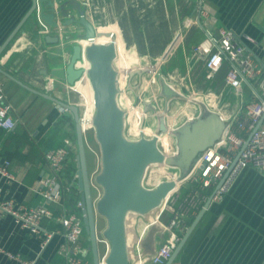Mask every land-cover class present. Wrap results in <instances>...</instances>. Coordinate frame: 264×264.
<instances>
[{
  "label": "crops",
  "instance_id": "1",
  "mask_svg": "<svg viewBox=\"0 0 264 264\" xmlns=\"http://www.w3.org/2000/svg\"><path fill=\"white\" fill-rule=\"evenodd\" d=\"M49 1L52 0H41L22 24V29L0 53V87L10 103L15 120L10 129L0 127V161L8 159L15 176L14 180H7L0 175V187L3 197L13 199L15 205L45 204L56 215L64 212L62 205L44 201L36 188L50 173L43 156L45 151L64 145V139L69 138L73 141L71 149L75 148L77 153L75 118L64 110V105L59 101L74 103L77 101L75 96L79 94L84 98L82 109L85 105V110L92 114L94 111L89 78H80L70 84L50 73L54 68L67 65L73 46L81 42L76 38L85 28L77 22L64 23L68 15L79 18L77 10L69 3L64 5L66 15L63 16L60 10L59 13H52ZM57 1L62 4L65 0ZM77 1L85 19L95 31L114 35L116 56L113 66L117 71L119 89L117 101L126 111L127 137V117L131 108L128 101L121 97L130 95L135 101L142 98L143 101L139 103L143 106L144 101L151 102L153 108L145 110L143 107L144 117H151L149 127H157V114L167 112L173 101L179 100L174 98L166 103L163 97L147 98L149 91L144 89L142 83H137L136 77L144 73L130 76L135 75L136 81L133 80L134 85L127 84L124 90L122 76L130 70L142 68L147 72L149 66L156 65V74L163 76L171 87L187 98L200 101L226 119V114L231 116L242 99L225 83L228 64L223 63L208 77L206 56L196 55L193 47L205 41L208 34L217 38L220 28L230 29L235 39L252 52L264 72V0ZM30 6L31 0H0V45ZM41 12L52 13L56 25L40 19ZM46 35H57L59 40L48 42ZM98 39L107 40V37L103 35ZM163 55H166V59L162 60L160 57ZM243 94L246 101L259 97L260 90L250 81L244 84ZM196 104L198 107L191 118L200 111L201 105ZM226 107L229 108L225 110ZM164 119L169 136V130L186 120L172 123L166 114ZM145 120H149L148 117L143 118L142 127ZM137 124H140V118ZM142 129L139 128L143 135L147 134ZM167 140L166 136L158 138L160 149L165 150L167 144L173 148ZM84 143L88 172L96 170L97 175L101 170V153L93 127L84 130ZM76 153L73 157L75 163ZM70 160L67 159L62 171L65 188L61 201L65 211H73L72 195L78 194L81 198L78 179L68 189L71 183L67 180ZM186 188L181 187L182 195ZM76 209L80 210L78 207ZM170 216L169 203L155 207L150 213L127 215L125 225L129 264H138L150 258L169 235L163 224L169 221ZM42 224L53 233L46 244H43L42 237L29 234L10 215L0 211V264H65L58 252L64 242L62 225L52 217L44 218ZM106 224L105 217L97 213V246L101 257L109 250V242L102 234ZM183 232H180L181 236ZM80 242L87 248L86 261L93 264L86 233ZM11 254L15 257H11ZM171 264H264V171L253 166L243 168L223 196L210 202Z\"/></svg>",
  "mask_w": 264,
  "mask_h": 264
},
{
  "label": "water",
  "instance_id": "2",
  "mask_svg": "<svg viewBox=\"0 0 264 264\" xmlns=\"http://www.w3.org/2000/svg\"><path fill=\"white\" fill-rule=\"evenodd\" d=\"M40 2L41 0H31V6L0 45V53L22 29V24ZM51 3L49 1L50 5ZM68 3L72 8L77 10L79 18L69 16L64 20V23L77 22L83 25L85 31L82 34L80 33L78 38H89L91 41L85 46L83 52L81 46L75 44L67 65L54 68L50 73L72 84L82 78L83 69L77 66V61L81 58V55L84 54V57L89 62L86 75L90 80L93 90L94 111L89 123L94 128L95 138L99 143L101 153V170L95 176V181L102 187V193L95 202L92 199L89 184L84 134L77 108L74 105L69 106L65 102L59 101L60 104L68 105L71 108L75 118L76 163L78 185L81 190V199L84 202L82 209L84 231L89 242L88 248L92 254L93 264H101L97 246L96 214L98 213L105 217L107 224L102 234L109 242V250L104 264H129L125 225L127 215L129 213L143 215L155 209V207L160 205L167 192L174 186L173 181L163 180L156 183L153 188L145 187L143 179L147 167L152 163H164L167 166L179 169L178 179L185 178L197 163L202 153L221 140L222 133L228 122L222 115L208 109L200 101L183 96L171 87L163 76L159 75L157 78L159 97H163L166 103L174 98L194 101L201 105L200 111L196 117L186 119L175 128L169 130V134L174 136L176 148L175 152L169 156H166L161 151L157 142L162 134L168 132L163 113L165 111L162 114H157V127L151 137L144 136L142 131H140L138 138L129 139L125 134L126 111L119 106L117 101L119 89L117 88V71L113 66L116 56L114 35L109 32L101 33L95 31L88 20L85 19L83 9L79 6L77 0L63 1L60 6L63 16L66 15L64 5ZM41 17L48 24L52 26L56 25L52 13L42 14ZM103 35L109 37L108 42L94 41V38ZM45 39L48 42H58L59 37L57 35H46ZM143 71L144 69L139 68L130 70L127 73L129 76H132L134 73L142 74ZM49 97L56 100L50 95ZM141 101L143 100L138 98L136 103L138 104ZM143 103L145 110L153 108L151 102L144 101ZM144 112L140 116V130L142 128ZM236 159L237 156L233 159L224 176L219 180L218 185L227 176ZM211 200L212 193L184 230L171 256L164 264H171L173 262Z\"/></svg>",
  "mask_w": 264,
  "mask_h": 264
},
{
  "label": "built area",
  "instance_id": "3",
  "mask_svg": "<svg viewBox=\"0 0 264 264\" xmlns=\"http://www.w3.org/2000/svg\"><path fill=\"white\" fill-rule=\"evenodd\" d=\"M51 2L52 13H59L61 1L52 0ZM41 15L42 12L40 13V19H42ZM98 38L100 37L94 38V41L98 42ZM76 39L81 41L82 52L91 41L89 38ZM108 41L109 37H107V40H103V42ZM192 51L196 55L206 56L205 67L208 77L212 76L223 63H227L225 83L236 96L242 97V99L236 111L227 119L225 118L228 124L222 133L221 140L202 153L190 173L179 180L175 190L168 196L164 205L166 206L167 203L171 205V216L169 221L163 224V227L169 232V235L160 243L148 260L138 264H164L179 241L180 232H183L187 227L189 216L202 206L205 197L203 198L198 190H190L182 195L181 187H189L190 183H197L202 189L213 188L211 192V201H213L223 196L231 182L243 168L253 166L264 171V72L252 52L235 39L233 31L230 29L220 28L217 38L208 34L207 39L194 46ZM165 56H162V60ZM77 63V66L83 69L82 78L87 79L86 70L89 68V62L84 54L81 55ZM250 81L258 87L260 95L257 98L245 101L243 86ZM64 110H67V107H64ZM91 117L92 113L87 109L79 114L83 134L85 129L92 127L89 123ZM14 124L15 120L11 114L10 103L6 100L0 87V127L10 129ZM240 132H244V134L241 135ZM72 145L73 141L66 138L64 139V145L53 147L44 152L43 156L50 173L41 181V186L36 188L44 201L62 205L64 210L62 214L54 215L52 210L45 204L34 206L15 205L13 199L3 197L2 187H0V211L10 215L13 221L29 234L42 237L43 244L48 242L53 233L43 226L42 220L44 218H54L62 225L64 242L60 245L58 252L63 256L65 264H89L85 259L87 248L82 246L80 242L85 232L82 219L84 202L80 198L76 203V206L81 210L79 215L76 212L65 211L64 204L61 201L62 192L65 188L62 183V171ZM161 151L165 154H169L168 152L174 153L172 147L165 150L161 149ZM236 156L237 159L232 168L221 184L218 185L219 180L224 176ZM88 174L90 189L94 193L91 192L92 199L95 202L101 196V186L95 181L96 170L91 173L88 172ZM0 175L7 180H14L15 176L10 170L8 159L0 161ZM175 176L172 175L171 177ZM77 179L78 172L74 174L68 189ZM106 254L104 257L99 256L101 264L105 263ZM10 256L15 257L13 254Z\"/></svg>",
  "mask_w": 264,
  "mask_h": 264
},
{
  "label": "rangeland",
  "instance_id": "4",
  "mask_svg": "<svg viewBox=\"0 0 264 264\" xmlns=\"http://www.w3.org/2000/svg\"><path fill=\"white\" fill-rule=\"evenodd\" d=\"M98 42H103V40H99ZM160 58L162 59V56ZM164 59H166V56L164 57ZM156 67H157L156 65L149 66V68L147 69V72H144V71H146L144 69V71H143L144 74L136 75V77L138 76L137 77V83H142L144 89L149 91V94H147V98L157 97L159 95V85H158V79H157L158 74H156V72H157L156 71L157 70ZM134 76L130 77L127 72H126V75H124V77L122 76V85L125 86V87H123L124 90H125L127 84L130 83V84L134 85V81L133 80L136 79V77H134ZM123 92H126V91H123ZM75 98L77 99V101H76L77 103L76 102H74V103L73 102H66V101H64V102L66 104H68L69 106L70 105L76 106L78 114H81L83 109H84V107H85V105H84V107L82 109V106H81L83 104V102H84V99L79 94H77L75 96ZM197 98L201 99L199 97H197ZM121 99L122 100L123 99L126 100V102L128 101V107L131 108V110L129 111L128 117H127V121H128L129 125H128V129L126 130V132H127V134H129L128 138L129 139H136V138L139 137L138 136L139 134H137V133H139V131H140L139 130V125L137 123H138V120H139V118L141 116V112H144V110H143L144 106H143V104H140V103L137 104L134 99H131L130 95H128L126 97L125 96L121 97ZM206 101H209V100L206 99ZM68 105H64V107H67L66 111L70 112L73 115V112H72L71 108ZM197 107H198L197 104L193 103V101L191 102V101H187L185 99L181 100L179 98V100L173 101V105L168 107L167 112L165 111L163 113H164V115L166 114L169 117V119L172 121V123H178L182 119H189V117L193 113L196 112V108ZM123 108H125V107H123ZM228 108L229 107H226L225 110H227ZM228 115L229 114H226L225 117H228ZM147 117H148L149 120H145V125H144V127H142L143 128L142 130L145 133H147L144 136L151 137L154 134L155 130H156V125H155V127H151V126L149 127L148 122H150V118L151 117L148 116V115H147ZM147 117H144V118L146 119ZM194 117L195 116H193V118ZM173 125H175V124H173ZM162 136H166V138L168 140H170V141L167 140V142L172 143V146L174 148L173 152H175L176 148H175V145H174V140H175L174 136L172 134L169 136L167 133H165V135H162ZM162 136H160V137L162 138ZM160 137H159V139H160ZM167 142H165V143L167 144ZM165 148H168V144L165 145ZM168 153L171 154V152H168ZM178 174H179V169L177 167L161 165V163L160 164L152 163L146 169V172H145V175H144V179H143V185L145 187H147V188H153L156 185V183H158L159 181H163V180H167V179H169L168 181H173L174 179L171 178V176L172 175H178ZM174 185H175V183H174ZM174 188L170 189V191L168 192V195L166 196L165 201L163 202V204L160 203L159 207L164 205V203L166 202L168 196L171 194V192L173 190H175Z\"/></svg>",
  "mask_w": 264,
  "mask_h": 264
},
{
  "label": "trees",
  "instance_id": "5",
  "mask_svg": "<svg viewBox=\"0 0 264 264\" xmlns=\"http://www.w3.org/2000/svg\"><path fill=\"white\" fill-rule=\"evenodd\" d=\"M75 153H76L75 152V148H74V150L70 149L68 158H71V160L69 162V172H68L69 174H68V179H67L68 181H71L73 179V177H74V174H76V172H77L76 163H75V160L73 159V157H75ZM194 189L198 190L200 192V194L203 195V198L205 197L204 198L205 200H203V203L206 201V199L208 198V196L211 194V192L213 190V188L202 189V188H200V186L197 183H190L189 187H187L185 189V192H188V191L194 190ZM69 194H73V193L69 192ZM77 197H79L78 194L76 196L72 195V208L71 209L73 211H70V212H75V210H76V213L80 215L81 210L76 209L77 206H75L77 201L80 199V197L78 199H77ZM200 207H199V209H200ZM193 218H194L193 215L191 217L189 216V219L187 220V225L190 224V222L192 221Z\"/></svg>",
  "mask_w": 264,
  "mask_h": 264
},
{
  "label": "bare ground",
  "instance_id": "6",
  "mask_svg": "<svg viewBox=\"0 0 264 264\" xmlns=\"http://www.w3.org/2000/svg\"><path fill=\"white\" fill-rule=\"evenodd\" d=\"M83 99H84V98H83ZM85 100H86V99H85ZM171 178L174 179V180H173V183H175L174 187L176 188V187H177V184H178V182H179V180H181V179H178V178H175V177H171ZM174 187H173V188H174ZM173 188H172V189H173ZM175 188H174V189H175ZM173 191H174V190H173ZM150 212H151V210L149 211V213H150Z\"/></svg>",
  "mask_w": 264,
  "mask_h": 264
}]
</instances>
